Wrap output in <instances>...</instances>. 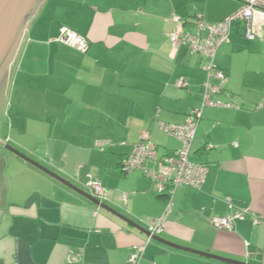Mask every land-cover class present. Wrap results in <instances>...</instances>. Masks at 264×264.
<instances>
[{
  "label": "crops",
  "instance_id": "0c3cea01",
  "mask_svg": "<svg viewBox=\"0 0 264 264\" xmlns=\"http://www.w3.org/2000/svg\"><path fill=\"white\" fill-rule=\"evenodd\" d=\"M238 6L237 0L42 1L11 72L13 95L36 101L40 116H21L19 133L0 141L13 140L17 150L87 193L85 181L99 179L102 202L141 229L0 147V264H125L163 215L160 237L167 241L264 264V224L253 225L249 214L231 230L209 223L230 212L228 201L264 214V33L247 39L244 23L233 21L229 41L217 50L226 81L215 98L230 97L239 108L202 111L190 150V160L208 167L200 190L182 187L169 200L141 171H119L143 130L158 156L173 154L180 143L156 120L182 124L200 104L204 61L184 45L172 48V16L199 13L214 23ZM62 26L87 38L86 52L56 40ZM179 75L188 77L186 88L174 84ZM139 264L232 263L152 238Z\"/></svg>",
  "mask_w": 264,
  "mask_h": 264
},
{
  "label": "built area",
  "instance_id": "2783aa9c",
  "mask_svg": "<svg viewBox=\"0 0 264 264\" xmlns=\"http://www.w3.org/2000/svg\"><path fill=\"white\" fill-rule=\"evenodd\" d=\"M239 6L229 15L217 22H207L202 15L196 13L193 17L173 15V28L168 38L173 49L184 45L190 53L199 54L204 61L205 77L202 81L200 104L191 108L186 120L182 124H172L156 120L159 129L178 139L180 145L171 155L158 156L157 147L152 142L147 130L140 132L132 151L119 161V171L128 175L134 171H141L153 183V190L160 195H166L170 200L174 192L182 187L200 190L205 180L208 167L205 164L190 160V150L195 138L196 127L205 107L239 108L229 97L227 101L215 98L226 81V74L216 61L219 46L229 41L230 26L233 21L244 23V36L254 40L264 33V0H237ZM56 40L84 53L88 49L87 38L67 27L62 26ZM174 84L186 88L188 77L179 75ZM262 104L257 105V108ZM156 161L157 167L152 169L146 166L147 161ZM85 186L92 196L102 201L106 189L101 181L89 177ZM230 212L224 216L214 215L209 223L224 230H231L236 220L245 219L249 214L252 224H264V214L250 212L247 209H236L228 201ZM169 210V205L166 212ZM165 215L154 219L147 227L145 241L133 245L127 256L125 264H139L147 243L154 237L160 236L164 231Z\"/></svg>",
  "mask_w": 264,
  "mask_h": 264
},
{
  "label": "water",
  "instance_id": "95a60500",
  "mask_svg": "<svg viewBox=\"0 0 264 264\" xmlns=\"http://www.w3.org/2000/svg\"><path fill=\"white\" fill-rule=\"evenodd\" d=\"M43 0H0V78L3 72L10 66L12 59L14 58L26 30V26L31 17L35 14L38 7L42 3ZM0 145L4 147L6 150L10 151L17 157L22 158L28 163L34 165L36 168L40 169L44 173L53 177L54 179L60 181L61 183L67 185L74 191L80 193L97 206L110 211L115 214L125 223L131 225L132 227L140 230L141 228L134 223L131 219L126 216L110 209L105 203L100 201L99 199L92 196L90 193H87L70 182L66 181L56 173L52 172L45 166L41 165L37 161L23 154L21 151L17 150L15 147L6 144L0 141ZM147 234V231H146ZM153 239H156L168 246L178 248L181 250L197 253L203 256L215 258L224 262L232 263V264H248L241 261H236L233 259L225 258L222 256L214 255L212 253L195 250L189 247L181 246L176 243H172L163 239L160 236H154Z\"/></svg>",
  "mask_w": 264,
  "mask_h": 264
},
{
  "label": "rangeland",
  "instance_id": "374dc122",
  "mask_svg": "<svg viewBox=\"0 0 264 264\" xmlns=\"http://www.w3.org/2000/svg\"><path fill=\"white\" fill-rule=\"evenodd\" d=\"M234 24L235 23H233V25ZM22 50L23 46L21 45L19 46L14 58L12 59L10 66H8V68L3 72L0 78V138L2 141L5 139V136L8 132L12 136H15L17 133H19L18 127L15 122L19 120L21 116L28 118H31L33 116H40L37 112L38 107H36V101H18L15 93L13 95V78L11 77V72L12 67L15 66L14 62H17ZM23 102L25 103V107L22 106ZM39 109L42 115L44 113L43 108L40 107ZM11 122L15 127L12 130H10L9 127ZM9 144L18 148V145L13 140ZM0 147L2 146L0 145ZM3 151L12 155L4 147Z\"/></svg>",
  "mask_w": 264,
  "mask_h": 264
}]
</instances>
